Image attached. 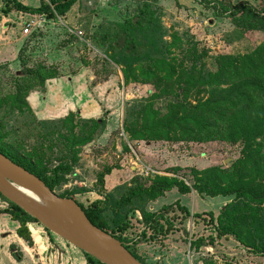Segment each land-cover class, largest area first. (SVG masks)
Returning <instances> with one entry per match:
<instances>
[{
	"label": "rangeland",
	"instance_id": "rangeland-1",
	"mask_svg": "<svg viewBox=\"0 0 264 264\" xmlns=\"http://www.w3.org/2000/svg\"><path fill=\"white\" fill-rule=\"evenodd\" d=\"M19 1L35 8L41 0ZM225 1L247 2L260 9L264 0ZM137 7L138 0H81L64 18H46V25L24 35L22 26L29 18H21L16 10L6 13L7 8L0 1V95L6 97L15 92L26 69L44 65L59 72L58 78L47 81L46 88L28 97L36 119L32 115L10 116L4 109L0 111V126L5 124L11 132L9 140L23 143L28 151L38 144L48 146L47 150L56 146L54 153H48L57 165L63 149L61 140L57 134L50 140L41 137L37 122L59 120L71 112L76 122L107 121L105 130L80 148L74 173L58 192L76 193V199L85 207L95 201L107 204L106 195L120 197L127 188L137 183L150 184L156 176L177 178L192 186L199 180L201 171L214 166L228 168L241 156L242 145L219 141H128L125 120L136 118L134 111L152 95L154 87L126 85L120 68L103 63L107 47L100 44V37L111 23H122L131 17ZM157 8L169 35L184 41L183 49L195 46L208 53L209 71H216L218 55L247 54L264 41L263 32L237 31L230 19L217 17L212 9L196 0H159ZM180 53L178 50L179 59L183 57ZM197 97L193 95L190 101L195 104ZM170 101V98L158 99L155 107L165 113ZM106 166L117 168L106 176L101 187L97 176ZM232 200L230 196L200 195L195 190L182 195L173 189L143 205L151 213L170 206L165 221L147 227L138 202L128 215L129 228L117 234L145 264H264V256L243 247L233 237L217 238L216 219ZM9 209L10 203L0 197V210ZM105 215L110 222L111 211L107 210ZM11 223L13 228L7 227L2 236L3 248L10 243L11 252L1 253V264H87L82 251L49 233L40 223H32L29 228L32 245L17 239L18 223L12 219ZM201 240L204 243L198 247Z\"/></svg>",
	"mask_w": 264,
	"mask_h": 264
},
{
	"label": "trees",
	"instance_id": "trees-1",
	"mask_svg": "<svg viewBox=\"0 0 264 264\" xmlns=\"http://www.w3.org/2000/svg\"><path fill=\"white\" fill-rule=\"evenodd\" d=\"M0 1L6 6V13L16 10L55 20L67 16L81 0H49L47 3L41 0L37 8L26 6L19 0ZM158 1L138 0L137 10L131 17L122 23H111L100 37V44L107 47L103 63L120 68L126 85L136 83L154 87L152 95L134 111L136 118L125 120L128 141L240 144L241 156L230 167L205 169L192 186L177 178L156 176L150 184L137 183L127 188L120 197L106 195L107 204L95 201L85 207L76 199V193L58 192L68 182V176L74 173L80 148L105 130V119L76 122V116L71 112L59 120L37 122L41 137L50 140L57 134L61 140L63 149L57 165H54L52 154L48 153H54L56 146L47 150L45 147L48 146L38 144L28 151L23 143L9 140L11 132L5 124L0 126V153L39 177L61 197L74 199L94 226L119 240L142 264L145 263L117 233L129 228L128 215L138 202L147 227L165 221L170 206L151 213L143 205L173 189L182 195L195 190L212 198L233 197L216 219L217 238L233 237L243 247L264 256V41L247 54L218 55L216 71H209L207 52H201L195 46L185 50L181 38L169 35L161 23ZM196 1L212 9L217 17L230 19L237 31L264 33V1L260 9L247 2ZM178 50L183 56L180 59ZM58 77L59 72L54 67L38 65L26 69L15 92L6 97L0 95V111L4 109L10 116L16 113L22 117L32 115L36 119L28 101L30 93L46 88L47 81ZM193 95L198 96L195 104L190 101ZM164 98L171 101L166 112L162 113L155 107V101ZM116 168L106 166L99 173L97 182L101 187L106 176ZM0 197L4 198L1 194ZM107 210L113 216L110 222L105 215ZM2 214L10 215L19 224L17 235L32 245L28 224L38 222L12 203L9 210H0ZM203 243V240L197 243L198 247ZM83 254L87 264H104L89 254Z\"/></svg>",
	"mask_w": 264,
	"mask_h": 264
},
{
	"label": "water",
	"instance_id": "water-1",
	"mask_svg": "<svg viewBox=\"0 0 264 264\" xmlns=\"http://www.w3.org/2000/svg\"><path fill=\"white\" fill-rule=\"evenodd\" d=\"M18 188L35 196L37 201ZM0 194L49 232L104 264H142L119 240L94 226L74 199L61 197L2 153Z\"/></svg>",
	"mask_w": 264,
	"mask_h": 264
},
{
	"label": "crops",
	"instance_id": "crops-1",
	"mask_svg": "<svg viewBox=\"0 0 264 264\" xmlns=\"http://www.w3.org/2000/svg\"><path fill=\"white\" fill-rule=\"evenodd\" d=\"M35 8H37V7H35ZM18 13L20 14V17L21 18H25V19L31 18L33 16V15H29V14H26V13H23V12H18ZM12 223H11L10 216H8V214H2V215H0V244H1V246H0V255H1V253H3L5 255L6 254V251H10L11 252V250H9V247L11 246L10 243L7 245L8 246L7 248H5V247L3 248V244L5 243V238L2 239L3 238L2 236L5 234V232H6L5 229L7 227L13 228ZM13 224H15V223H13ZM31 225H33V224L32 223L28 224V228H30ZM18 228H19V225L17 224V226L15 227L16 232H17V229ZM15 235H16V237H17V239L19 241L25 242L17 234H15Z\"/></svg>",
	"mask_w": 264,
	"mask_h": 264
},
{
	"label": "built area",
	"instance_id": "built-area-1",
	"mask_svg": "<svg viewBox=\"0 0 264 264\" xmlns=\"http://www.w3.org/2000/svg\"><path fill=\"white\" fill-rule=\"evenodd\" d=\"M47 21L45 16H32L26 23H23V34L30 35L34 30H38L46 25Z\"/></svg>",
	"mask_w": 264,
	"mask_h": 264
},
{
	"label": "bare ground",
	"instance_id": "bare-ground-1",
	"mask_svg": "<svg viewBox=\"0 0 264 264\" xmlns=\"http://www.w3.org/2000/svg\"><path fill=\"white\" fill-rule=\"evenodd\" d=\"M18 190H19L21 193H23L24 195H26V196H28V197H30V198H33V199H35V200L37 201L36 197L33 196V195H31L29 192H27V191H23V190H20L19 188H18Z\"/></svg>",
	"mask_w": 264,
	"mask_h": 264
}]
</instances>
